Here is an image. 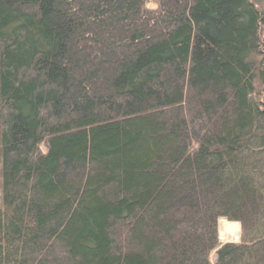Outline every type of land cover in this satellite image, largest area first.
<instances>
[{
    "label": "trees",
    "instance_id": "1",
    "mask_svg": "<svg viewBox=\"0 0 264 264\" xmlns=\"http://www.w3.org/2000/svg\"><path fill=\"white\" fill-rule=\"evenodd\" d=\"M263 28L254 0H0V264H264Z\"/></svg>",
    "mask_w": 264,
    "mask_h": 264
},
{
    "label": "rangeland",
    "instance_id": "2",
    "mask_svg": "<svg viewBox=\"0 0 264 264\" xmlns=\"http://www.w3.org/2000/svg\"><path fill=\"white\" fill-rule=\"evenodd\" d=\"M254 2L259 6V8L261 10L264 11V0H254ZM262 35L264 38V28L262 30ZM256 94L258 97H260L261 100L264 101V84L259 83L257 85ZM223 220H226V219H220V221H219V241H220V243L223 244L226 242H240V240H241V226H240V224L226 220V222H228V223L239 226V237H238V239L235 240V239L231 238L227 233H223V235H222L220 227L222 226ZM214 260H215V255L213 254L212 255V261H214Z\"/></svg>",
    "mask_w": 264,
    "mask_h": 264
},
{
    "label": "bare ground",
    "instance_id": "3",
    "mask_svg": "<svg viewBox=\"0 0 264 264\" xmlns=\"http://www.w3.org/2000/svg\"><path fill=\"white\" fill-rule=\"evenodd\" d=\"M221 228V233H227L231 238L238 239L239 237V226L226 222L223 220Z\"/></svg>",
    "mask_w": 264,
    "mask_h": 264
}]
</instances>
